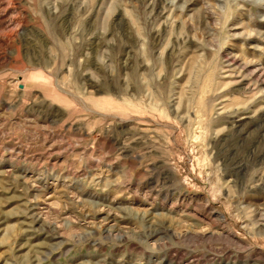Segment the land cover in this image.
<instances>
[{
	"label": "rangeland",
	"instance_id": "obj_1",
	"mask_svg": "<svg viewBox=\"0 0 264 264\" xmlns=\"http://www.w3.org/2000/svg\"><path fill=\"white\" fill-rule=\"evenodd\" d=\"M0 264H264V0H0Z\"/></svg>",
	"mask_w": 264,
	"mask_h": 264
},
{
	"label": "bare ground",
	"instance_id": "obj_2",
	"mask_svg": "<svg viewBox=\"0 0 264 264\" xmlns=\"http://www.w3.org/2000/svg\"><path fill=\"white\" fill-rule=\"evenodd\" d=\"M153 6V5H152ZM164 7V6H163ZM157 14V13H156ZM165 25V24H164Z\"/></svg>",
	"mask_w": 264,
	"mask_h": 264
}]
</instances>
